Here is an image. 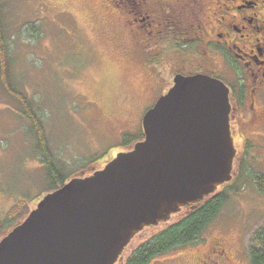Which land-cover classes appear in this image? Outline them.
Here are the masks:
<instances>
[{"label":"rangeland","instance_id":"374dc122","mask_svg":"<svg viewBox=\"0 0 264 264\" xmlns=\"http://www.w3.org/2000/svg\"><path fill=\"white\" fill-rule=\"evenodd\" d=\"M100 3L0 0V34L9 48L11 81L41 114L59 167L56 179L49 178L32 121L0 79V221L14 205L27 212L22 214L26 218L66 176H88L133 149L136 143L125 146V137L142 132L144 115L173 84L176 54L134 49L129 36L114 26L119 20H104L108 9ZM243 183L244 190L237 186L227 191L222 211L200 240L246 222L248 247L264 224V192L254 175ZM178 216L142 230L124 255ZM8 232L2 230L0 238ZM186 252L188 246L171 255Z\"/></svg>","mask_w":264,"mask_h":264},{"label":"water","instance_id":"95a60500","mask_svg":"<svg viewBox=\"0 0 264 264\" xmlns=\"http://www.w3.org/2000/svg\"><path fill=\"white\" fill-rule=\"evenodd\" d=\"M226 85L177 76L143 117L145 138L47 194L0 240V264H116L132 239L231 179Z\"/></svg>","mask_w":264,"mask_h":264},{"label":"flooded vegetation","instance_id":"af4514ba","mask_svg":"<svg viewBox=\"0 0 264 264\" xmlns=\"http://www.w3.org/2000/svg\"><path fill=\"white\" fill-rule=\"evenodd\" d=\"M99 2L108 9L104 20H119L114 26L129 36L134 49L176 54L173 84L154 105L180 75H207L228 88L235 148L231 179L206 199L226 198L227 191L237 186L244 190L243 182L250 175L264 192V0ZM248 228L244 222L239 229L231 227L222 235L187 245L190 252H169L149 264H253L250 242L247 248L244 245ZM124 254L116 264L127 263L131 252Z\"/></svg>","mask_w":264,"mask_h":264},{"label":"trees","instance_id":"16d2710c","mask_svg":"<svg viewBox=\"0 0 264 264\" xmlns=\"http://www.w3.org/2000/svg\"><path fill=\"white\" fill-rule=\"evenodd\" d=\"M33 31H35V27H33ZM5 41V37L0 34V79L7 90L21 102L24 116L32 121L33 129L37 137L38 148L42 155V161L47 168V174L49 178L56 179L59 173V167L55 155L50 148L43 125V119L39 111L34 109L32 101L27 98L23 92L19 91L16 84L11 81L9 73V48ZM144 138L145 134L142 130L137 137L126 136L124 145L128 146L134 142L137 143ZM70 179L72 178L66 176L61 183L57 185L54 184L50 192L61 188L70 181ZM224 204L225 198L220 195L207 198L198 204L186 207L185 212L176 214L179 216L174 222L169 223L163 229L155 232L132 250L126 264H149L155 257L197 242L212 222L218 217ZM22 214L24 213H21V211L19 212V205H14L7 216L0 221V232L2 230L10 231L21 223L27 212L24 214L25 216ZM250 249L252 251L253 264H264V224L253 234L250 240Z\"/></svg>","mask_w":264,"mask_h":264}]
</instances>
